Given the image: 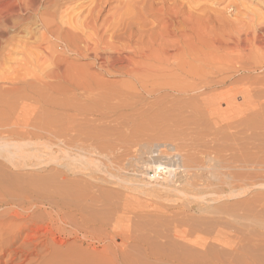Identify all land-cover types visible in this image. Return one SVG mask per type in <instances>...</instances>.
Returning a JSON list of instances; mask_svg holds the SVG:
<instances>
[{
    "label": "rangeland",
    "instance_id": "374dc122",
    "mask_svg": "<svg viewBox=\"0 0 264 264\" xmlns=\"http://www.w3.org/2000/svg\"><path fill=\"white\" fill-rule=\"evenodd\" d=\"M44 1L45 0H43V1L42 0H0V50H1L0 51V64H2V65H0V98H2V99H0V106H1L0 107V111H1L0 112V144H1L0 150H2V151H0V196L6 195L7 197L10 198L13 195L14 197H11V198L23 200V197H27L29 194L30 195L28 197H30V198H31V196H32V198H33V196L34 197L37 195L40 196V194H41V196L44 195L45 197L46 196L47 197H54L53 199H55V200L59 199L60 200V196L57 197L58 195H55L54 193L57 192L56 190H59L61 188L60 184H62V181H61V176H60L61 174H59V173H61V171H63V170L65 171V168L62 166V164L67 162L68 164L71 165V164H73L72 160H74V159H72L73 158L72 156L78 157L82 153H86V151L84 152V151L76 150L79 147H80L79 149H81V147H82V150H88L89 149V150H96L97 151L99 149L100 151H98V152H100V153L103 152V154H99L97 152L96 153L97 158L103 160L104 162H107L108 161L107 159H110L111 162H114V160H115L119 163L120 167H123L125 169L127 168V164H131L133 166H139L138 168H140L143 164H145V163H147L153 159L158 160L159 162L161 161L162 163L171 162V164H173L175 167L174 171H173L174 173L172 175V178L173 177L174 178H182V180H184V179L188 180L189 179L188 182L190 184H192V183L195 184V185L192 184L193 186L190 190L192 192L191 193L186 192L187 195L186 194H178V193H175V195L173 194L174 196L171 195V197L167 201V202H169V204L166 203V201H164L165 202L164 205H166V207L168 206V208L175 211V213L177 210H178V212L176 214H174V217L172 216L171 218H169L170 215L165 214L164 216H162L163 220L161 218L159 219V221L157 220L158 223L161 222L162 224L157 223L156 224L157 227L153 226V230L155 232L161 233L160 235L156 236V237L161 236L160 238L157 239V238L151 236V235H154V234L150 233V231L152 230L151 227L150 228L145 227L148 229V231L145 230V228L141 227L142 228L141 231L144 229L143 230L144 233L140 231L143 235L140 232H137L138 233V235H137L136 231H134L135 233L134 232L133 233L136 234L137 236H139L143 242L146 241V244H148V247L150 248V250L158 253V255L159 254H161V255H165V254L167 255L168 254L169 255L172 253V255H174L176 257H177V255H178V257H179V255H181L180 257L186 255L187 257L189 256V258H190V256L191 257L194 256V257H192L194 259V258H196V256H199L198 259H200L201 256L206 257L208 254L206 253L205 255H203V254L200 255L199 252L197 253V251H196L197 246L200 244L201 241H203L204 239H207L209 244L211 243V246H212V243H213V246H214V244L217 243L213 248L210 247V249H208L209 251H207V252L210 254V256L208 255L209 256L208 259L206 260L207 257L205 259H203L204 261L206 260L205 263H207V264H211L212 262H214V264H215V263L219 262V261H216L217 260L216 258H219L220 262H222V260H223V262L227 261V263H225V264H249V263L256 264V262H258V264H264V248H263L264 247V242H263L264 241V239H263L264 238V235H263L264 234V133H263L264 132V130H263L264 129V127H263L264 126V120H263L264 119L263 118L264 117V0H196L197 2L195 0H189L190 2L187 0L186 6L189 7V8H187L188 9L187 12L189 15L191 14L190 15L191 21L189 20L190 21L189 25H190V27L192 26L191 31H190V36H192L193 38L192 37L191 38L193 39L194 42H196L195 47L198 48L201 46L202 49H204L203 53L205 51V54H203V56L205 57L204 61L206 63V66L204 63L203 67H205V68L203 69L204 70L203 74L204 75L206 74L204 76V77H206V78H204V80L206 79L207 81L205 80L206 86L202 90L204 93L202 95V98L204 100L206 98V100L205 101L203 100L204 101L203 102L202 100L200 101L199 98H197V99L195 98L194 99L195 101H194L193 99H190L192 97L189 98V97H184V96L183 97L180 96V97H176V98L171 97V98L166 99V100L162 99V98H157V99L156 98H153V99L150 98L148 100H145V101L142 100L141 101L143 103L138 106V108H140L138 111H136L137 109H133L135 111H127V113L125 112V115L127 117L124 114H123V116L118 114L119 117L116 116V118H114L115 115H113L109 119L104 120L103 121L104 123L97 120L95 117H92L90 119L91 116L87 117L86 116L87 114L82 113L85 111H82V112L78 111L79 114H78V112H74V110L76 111V109L79 107H80V109L81 108H84V109L88 108L86 106V104L77 100V96L75 94V91L74 92L72 91L73 92L72 93L65 85H60L59 88L55 87L54 91H53V89L41 91V90H39L38 86H36V85L34 86V84H33L34 80L29 76L30 73H28V72L30 71V68H27V67L29 66L28 65V60H29L28 58H30V56L28 57L27 53L21 52V51H23V49H22V47L19 48V46H21L20 42H24L29 38L28 36H30V33H32V30L33 31H36V29L38 30V26L40 24L39 16H40V14L45 13L46 12L45 9L47 8V6H49V5L45 4ZM196 7H198V8H196ZM108 10L109 9L107 8L106 13L108 12ZM200 11H201V13H200ZM233 25H234V27H233ZM30 28H31V30H30ZM192 29L194 30V32ZM191 32H192V34H191ZM196 34H197V36H196ZM199 40H202V45L200 42V46L198 44ZM203 42L207 43V46L204 45L205 43H203ZM202 49H200V50H202ZM17 51L20 53H18ZM8 53H9V55H8ZM89 61L90 60H88V59H87V61H86V59L85 60L83 59V60H79L78 63H80L82 65L83 63H85V64L89 63ZM24 65H25V67H24ZM19 66L22 68L21 71H20ZM44 66H42L43 70L47 71L49 66H47V67H44ZM94 73H97V70H95ZM26 74L27 75L29 74V75L26 76ZM15 76H16V78H15ZM12 77H13V79H12ZM26 77H28L31 81L28 78L25 79ZM112 77L111 76L106 77V81L107 82L109 81L108 90L116 93L117 90H114V89L117 88L119 91L120 90L123 91V89H120L118 87H121L123 84L128 83L129 82L128 79L124 78V77L116 76V75H114ZM23 78H24L25 82H24ZM15 79H18V80L15 81ZM21 82H23V83H21ZM26 84H30V86H28ZM112 84L113 85L118 84V85H115L116 88H115V86L113 88V86H111ZM24 85H26L27 88H25ZM31 85H33L35 88L37 87V89L36 90H35V88L33 89V87H31ZM22 87H23V89H22ZM28 87H30V89ZM24 88H25V90H24ZM30 90L33 92L35 91V92L32 93ZM64 90H66V91L64 92ZM11 92H13V93L11 94ZM55 92H57V93H55ZM35 93H37V94H35ZM42 93H44L43 96H45L44 102L39 101V100H41L39 97L40 96L42 97ZM51 94H53V95H51ZM72 94H74V95H72ZM199 94H202V92ZM199 94H197V95H199ZM232 94L235 96H233ZM37 95H40V96L38 97ZM46 95H49V96H46ZM30 96L32 99L30 98ZM69 96H71V97H69ZM72 96L73 97L75 96V98H73ZM231 96H233V97H231ZM27 97H29V98H27ZM34 97H35V99H34ZM181 97H182V99H181ZM64 98H65V100H64ZM185 98L186 99L188 98L190 100H188V99L186 100ZM232 98H235L233 101L234 104H233V102L231 104ZM46 99H49V101ZM56 99H57V101H56ZM70 99H72V100H70ZM158 99L160 100V102L157 101ZM183 99H185L186 101ZM67 100L69 101V105H67L68 104ZM164 100L166 102V109L164 108L165 107L164 106L165 105ZM47 101L49 102V104H51L50 101L51 102L54 101L53 103H55V104L52 103V105L47 106V104H46ZM60 101H62V102H60ZM153 101H154V104H153ZM3 102H4V104H3ZM37 102H38V104H37ZM157 102H158V104H157ZM162 102H164V104H162L163 106L160 104ZM172 102H174V103H172ZM198 102H200V103H198ZM213 102H215V103L213 104ZM167 103L168 104L170 103L169 104L170 106H167L168 105ZM195 103L197 105L198 104L203 105L204 107L201 106L202 110H200V105H198V107H197ZM211 103H212V106L213 105L215 106L214 107L215 109L217 108L216 109L217 112L221 111V113H219L220 114L219 116L218 115L212 116V114L209 113L210 112L209 110L206 114H204L206 112V110L211 107L210 106ZM64 104L66 106H64ZM78 104H80V106ZM82 104L84 106H82ZM205 104H207L206 106L208 108L205 106ZM226 104H228L230 107ZM9 105H11V106H9ZM14 105H15V107H14ZM216 105L217 106L219 105V107H216ZM42 106H44V107H42ZM180 106H181V108H180ZM192 106H194V107H192ZM153 107L154 108L157 107V109L159 111L158 114H156L157 113L156 109H154L155 111L151 110V112H150V108L152 109ZM177 107H179V108H177ZM65 108H68L69 110H66ZM162 108H164L163 109L164 112H163ZM195 108L197 109L196 112H195V110H196ZM211 108H213V107H211ZM49 109H50V111H49ZM63 109H65V111ZM70 109L72 112L70 111ZM99 110H101V109H99ZM146 110H149L148 111V112H150L149 115H147L148 112ZM179 110H180V112H179ZM254 110H255V113H254ZM13 111L15 113H13ZM59 111H60V113H59ZM112 112H114V110ZM165 112H167L166 113L167 116H165L166 115ZM202 112H204V113H202ZM65 113L67 114V116L65 115ZM73 113H75V114L73 115ZM81 113H82V115H80ZM138 113L139 114L146 113V115H147V116L145 115L144 118L147 119L148 121L142 117V121L145 125H142L141 127H139L140 123H138L139 119H141V117H138V115H139ZM151 113H152V116H151ZM50 114H52V115H50ZM83 114H84V117H83ZM111 114H114V113H111ZM170 114L172 117L169 116ZM202 114H204L205 119L202 117L203 116ZM246 114L248 117L246 116ZM63 115H65V116H63ZM173 115H175L176 117ZM210 115L212 117H210ZM85 116H86V120H85ZM128 116H130V117L128 118ZM81 117H83V118L81 119ZM132 117H133V119H132ZM149 117H151V118H149ZM78 118H80L81 120L79 119L80 120L79 121ZM117 118H119V119H117ZM124 118L126 119V121L123 120V122H122V119H124ZM136 118H137V120L135 121ZM153 118L156 121H154ZM182 118L185 119V120L183 119L184 122L181 120ZM261 118H263V119H261ZM93 119L94 120L96 119L95 124L93 122L94 121ZM114 119H116L117 121L116 120L114 121ZM167 119H168V121L165 122V120H167ZM192 119H193V121H192ZM202 119H203V121H202ZM73 120H75V121H73ZM90 120H92V121H90ZM169 120L171 121V123ZM180 120L184 125H182V123H180ZM196 120H198V121H196ZM245 120H247V122ZM83 121H84V124H83ZM109 121H110V123H109ZM163 121H164V123H162ZM74 122L76 125L74 124ZM117 122H119V125L117 124ZM157 122L159 125H157ZM229 122L232 125H230ZM87 123H89L90 126H88L89 124H87ZM121 123H123L124 125ZM137 123H138V125H137ZM223 123H226V124H223ZM234 123L235 124L238 123V124L235 125ZM242 123H244V124H242ZM245 123H247V124L249 123V124L246 126ZM258 123H261V124L258 125ZM101 124H103V125H101ZM149 124L150 125L152 124L150 126L151 128L148 126ZM241 124H242V127L240 126ZM250 124H254V125H256V127L258 126L259 128L257 127V130H256L255 127L250 125ZM38 125H40L42 129L44 128L46 130L44 131L41 129L40 130L37 129V128H40V126H38ZM91 125H93L94 127ZM187 125H189V126H187ZM205 125H206V127H205ZM225 125H227V126H225ZM62 126H65V127H62ZM73 126L76 129L73 128ZM79 126L80 127L83 126V127L80 128ZM105 126H106V128H105ZM109 126H110V128H108ZM117 126H119V128ZM135 126H136V128L139 127V128H137L139 132L138 131L137 132H138V134L139 133L141 134V135L139 134L140 137L137 136L135 133H133V131L135 129H132V128H134ZM163 126H165L166 128H164ZM168 126H169V128H168ZM182 126H183V128H182ZM198 126L199 127L201 126L202 128L201 127L199 128ZM237 126H240L241 128L237 127ZM68 127H69L70 131L68 130ZM128 127L130 129H127ZM244 127L247 128L248 131H246V129ZM250 127H252V128L254 127L255 130H253V129L250 130L249 129ZM63 128H64V130H63ZM99 128H101V129H99ZM142 128H144V129L142 130ZM157 128H159V129L156 130ZM160 128L161 129L163 128L165 130L168 129V130H167V132L166 131L164 132V130L163 129L161 130ZM170 128L172 130V133L174 132V129L176 131L178 130V132H176L177 134L176 133L170 134L171 133ZM178 128L179 129L182 128V130L181 129L179 130ZM78 129H79V131H78ZM98 129H99V131H98ZM105 129H107V130H105ZM114 129H115V131H114ZM116 129H118V130H116ZM153 129H155V130L153 131ZM219 129L221 130V132ZM222 129H223V131H222ZM241 129L244 130L243 133H245V135L241 134L242 133ZM48 130L50 131L49 132L50 135L48 134ZM81 130H82V132H81ZM187 130H188V132H186ZM14 131H15V133H14ZM17 131L21 132L20 133L21 135L18 134ZM32 131L35 133L34 135H36V136L38 135L37 137H40L39 136V134H40V135H42L43 138L40 137L37 139V137H35L34 135L31 136L30 134H28L29 132L31 133ZM118 131H119V133H118ZM183 131H185L184 134H183ZM54 132H55V134H54ZM60 132H62V133L59 134ZM134 132H136V131H134ZM16 133H17V135H14ZM56 133H58V134H56ZM84 133H86V134H84ZM166 133L167 134L169 133L168 134L169 136ZM178 133H181V134H179L181 136H179ZM6 134H8V135L6 136ZM22 134H24V135H22ZM75 134H76V136L74 137ZM80 134H82V135H80ZM105 134H106V136H105ZM143 134L146 137L143 136ZM62 135L64 138L65 137L66 138L64 139L62 137ZM67 135L70 137H68ZM92 135H95V136L97 135V136H101V137L104 136V137H102V139L104 138V140L107 142L109 141V143L108 144H106L107 142L104 143V140H102V139L101 140L103 142L102 141L97 142L94 139L95 136L93 137ZM110 135H112V136L110 137ZM132 135H134V136H132ZM163 135H165V136L163 137ZM182 135H184V136H182ZM187 135L190 137H188ZM77 136H79V137H77ZM90 136L92 138H89ZM141 136L143 139L141 138ZM82 137H84V138H82ZM177 137H178V139H177ZM229 137H230V139H229ZM243 137H245V138H243ZM6 138H10V139L6 140ZM15 138H16V140H15ZM47 138L48 139L50 138V139L48 140ZM138 138H139V140H138ZM140 138H141V140H140ZM1 139H3V140H1ZM48 141L51 144H48L49 143ZM46 142H47V145H45ZM55 142L59 146L64 145L62 143H66L67 146L70 147V149L72 147L73 148V150L71 151L72 154L67 153V155H63V153L60 152V149H58V145L57 144L55 145ZM29 143H31L32 145ZM36 143H38L39 145L38 144L36 145ZM40 143H42V144H40ZM79 143H81V144H79ZM99 143L100 144L103 143V144L101 146H99L100 145ZM40 145H42V146H40ZM43 145L45 147H43ZM50 145H51V147H50ZM72 145H74L75 147ZM77 145H80V146L78 148H76ZM47 146H48V149L46 148ZM95 146L98 148H96ZM100 147H101V149H100ZM248 147H249V149H248ZM73 151H74L75 155L73 154ZM75 151H80V152H75ZM14 153H15V155H13ZM237 154H239V155H237ZM64 156H66V157H64ZM65 158L67 159L66 162H65V160H66ZM173 162H175V163H173ZM219 165H221V166H219ZM195 166H197V167H195ZM138 168H136L134 170H137ZM84 169L85 168H83V169L80 168L79 171L73 170L72 172H68L67 175L65 176L66 179L68 178V180H73V181H76L78 183L77 184V186H78L77 191H79L77 193V195L73 194L74 197H72L70 195L71 198L68 195L62 196V198H65V200H66V197H67V200H69L70 204L68 202H66L67 200L64 203L65 207H67L68 209L71 208V206H73V204H72V203H74L73 200H76L79 198V197L76 198L75 196H79V194L82 193L81 195L86 194L87 197L89 195L88 198L91 197L90 194H88L91 190H89V192H88V190L85 189L87 191V193L84 191L85 186L90 187L89 184H91V185L94 184V185L100 186V190H99V189H97L98 186L93 185L95 188L93 186L91 188L94 189V194L92 191L90 193H92V195H94V196L95 195L97 196L98 194H100L98 196L99 197L103 196L102 198H104V200H107V201H115L116 198L114 197V195H115L114 193H116V195H119V196H123L125 194H126L125 196H131L132 195V194H130V192H127L125 189L118 187V186H115L111 181L106 183V182L98 181L96 179L94 180V178H91L90 176L86 175V172H84L85 171ZM218 170H220L221 172ZM82 172L84 173V175ZM49 173H52L51 175L53 177H50L51 175H49ZM96 174H97L96 175L97 177H102V176L104 177V175L100 174V172H97ZM131 174H134V172L129 170V172L127 174L123 172L119 175L122 176L123 178H128V179L135 180V181H137V179H139V177H133V176H131ZM37 175L40 178H38ZM43 175H45L46 177ZM41 177H43V178H41ZM166 177L169 178V175H167ZM26 179H27V181H26ZM52 179H53V181H52ZM66 179H64L65 181H63V182H66ZM14 181H16V183ZM17 182H18V184H17ZM219 182H221V183L219 184ZM196 183H197V185H196ZM7 184H8V186H7ZM87 185H89V186H87ZM202 185H204L205 187ZM7 188H9L10 191L12 190L11 194ZM15 188H16V190H15ZM21 188H23V189H21ZM54 188H55V191L51 193L50 191H52ZM212 188H214V189H212ZM36 189H38V190H36ZM96 189L99 190L101 193L99 191H97ZM30 190H31V192H30ZM95 191H97L99 193L97 194V192H95ZM8 192H9V194H8ZM83 192H85V193H83ZM17 193L21 194V196L24 193V196L20 197V195ZM27 193H28V195H27ZM112 193H113V195H112ZM117 193H119V194H117ZM49 194L50 195L54 194V195L50 196ZM75 194H76V190H75ZM86 195H84V197H83L84 200H81L80 204L82 202L84 204L87 202V204H85V205L88 206V202L91 198L87 199ZM181 195L182 196L186 195L188 198L186 196H184V197H186V199H185L184 197H181ZM18 197H20V198H18ZM24 199H26V198H24ZM70 199L71 200L73 199L72 200L73 202L72 201L70 202ZM85 199L87 201H85ZM174 199L176 201H174ZM192 201H194V202H192ZM63 202H64V200H63ZM178 202H179V204H178ZM189 202H191V203H189ZM83 203L80 206H84ZM90 203L91 202H89V205H90ZM193 203H195V206ZM201 204H202V206H200ZM178 205H181V206H178ZM99 206L102 207V204L101 205L99 204ZM99 206L97 204V208H95V211L93 212L94 209L91 211V213L93 212L92 214L96 215V217L98 219H100L99 216L102 215V214L97 212L98 209H99V211L101 210ZM185 206L187 208H183ZM193 206H194V208H192ZM171 207H173V208H171ZM198 207L200 208V211L198 210L199 209ZM82 208H84V207H82ZM182 209H183V211H182ZM187 209L188 210L191 209V210L188 211ZM194 209H196L197 211ZM201 209H203V210L201 211ZM85 212H86V210H85ZM235 212H237V213H235ZM89 213L87 210V214H89ZM95 213H97V214H95ZM179 214H181V215L185 214L187 217H185L184 215L181 216ZM94 215H92V216H94ZM177 215H178V217H177ZM96 217L94 216V219H96ZM164 217L167 218V220H164L165 219ZM189 217H192V218H189ZM135 221H137V219H135ZM178 221H180V223H182V221L184 224L186 223L183 227V229H185L184 231L187 233H192L190 236L191 237L193 236L192 239L190 237L188 239H184L183 241L187 240L191 244L197 243L199 240L196 239V237L199 238V236H201L200 242L197 243L198 245L194 244L192 246L190 243L188 245L187 242H184L185 244H187V245H185V244H183V241H181L182 242L181 244L184 246V248H181L182 247L181 244H178L176 242L174 243V241L176 240V239H174V238H176L175 234L176 235L178 234L179 237H181L183 235L182 231L175 233L177 231H174L172 229V231H173V233H172V231L170 230L171 228H174L177 226V224H179V223L176 224V222H178ZM96 222H98V221L96 220ZM214 222H216V223H214ZM221 222H223V223H221ZM95 226H97V228L100 227L98 224L94 223V225L92 226L93 230L96 229ZM191 226L192 227L194 226V227L192 228ZM237 227H238V229H237ZM100 229L101 228H99V230ZM99 230L97 229L96 231L101 232ZM101 230L103 232V229H101ZM96 231H94V234L99 239H102L105 235V231L103 232L104 235H102L103 233L98 234V232L96 233ZM162 232H164L165 234L167 232L168 233L165 235ZM148 234H150V235H148ZM169 234L170 235L172 234V235L170 236ZM207 234H208V236H207ZM145 235H148V237ZM121 237H122L121 235L116 236L115 242L116 243L118 242L117 243L118 245H124L125 246V243H127V244L129 243V241H127L126 238L123 239V237H122V239H121ZM163 237L165 238V240L163 239ZM170 238H172V239H170ZM145 239H147V240H145ZM190 239L192 240V242ZM193 239H196V240H193ZM217 240H219V241H217ZM240 240H242V241H240ZM245 240H247V241H245ZM69 241L72 242V241H75V239L72 238V239H69ZM168 241H172V242L168 243ZM237 241H238L239 245H238ZM75 242H72V244L71 243L69 244L71 249H73V247H71V246H74V244L77 245V247H75V248H78V249H80L79 247L82 248V244L79 245ZM165 242H166V244H169V245H165ZM177 242H180V241H177ZM218 243H220V244L224 243V245H220ZM225 243H227L226 244L227 246L225 245ZM231 243L233 244V247H234V248H232L233 251L230 248V245L228 246V244H231ZM234 244H237L238 246L236 245V248H235ZM129 245H131V244H129ZM240 245H241V247L242 246L243 247L240 248ZM185 246H186V248H185ZM189 246H191V248ZM194 246H195V248H194ZM219 246H221V248H219ZM249 246H252L254 248L249 247ZM257 246L258 247L261 246V247H259L260 249ZM245 247H246L247 251L245 250ZM75 248H74V250H75ZM100 248H102V246H100ZM83 249L84 248H82L79 251V253ZM136 249L137 250H134V252H133V250H131V251L129 250L130 252L127 250H124L125 253L123 252L122 256L125 254L126 257L129 256L128 257L129 259H132V260L134 259V261L136 260L138 263L140 260V264H162L163 262H164L163 264H168L167 262L165 263L163 258L157 259V257H151V258L148 257V255L146 254L147 252L142 248L141 249L136 248ZM152 249H154V250H152ZM185 249H187V250L185 251ZM192 249L194 252L192 251ZM238 249H240V251ZM241 249H243V250H241ZM257 249H259V250H257ZM141 250H143L144 252ZM165 250H166V252H165ZM223 250L224 251L226 250V251L224 252ZM184 251L186 253L181 254ZM210 251H212L213 253ZM242 251H244V252H242ZM221 252H222V255L218 254ZM230 253H231V255H230ZM145 254L149 260L146 258ZM213 254H215L216 257ZM249 255H251V256L249 257ZM79 256L76 255V257H79ZM211 256L213 259L215 258L216 260L215 259L213 260L212 258H210ZM243 257H245L246 259L244 260ZM209 258H210V260H212V262L211 261L208 262ZM254 259L256 260V262H254L255 261ZM162 260H163V262H162ZM249 260L251 262H249ZM166 261H170L169 263H171V264H176V263H173V261L171 262V260H166ZM243 261H246V262L244 263ZM223 262L219 263V264H224ZM237 262H239V263H237ZM120 264H121V262H120Z\"/></svg>",
    "mask_w": 264,
    "mask_h": 264
},
{
    "label": "bare ground",
    "instance_id": "6f19581e",
    "mask_svg": "<svg viewBox=\"0 0 264 264\" xmlns=\"http://www.w3.org/2000/svg\"><path fill=\"white\" fill-rule=\"evenodd\" d=\"M44 2H45V4H47L49 6H47L46 9L44 8L46 10V12L43 13V14H40V16H39L40 24L38 26V30L37 29H36V31L32 30V33H30V36H28L29 38L26 41H24V40H23L24 42H20L19 41L21 43V46H19V48L22 47L23 51H21V52L27 53L28 57L30 56V58H28L29 59L28 60V65L30 67L27 65L28 66L27 68H30V71L28 70L29 71L28 73H30V75L29 74L28 75L35 81V82L33 81L34 86L35 85L38 86L39 90H41V91L52 90V89L54 91L55 87L59 88L60 85H65L71 92L75 91V94L77 96V100L82 102V103H84V104H86V106L88 107L87 109H84V108L80 109V107H79V108L76 109V111L73 109L74 112L85 111V112H82V113L87 114L86 115L87 117L91 116L90 119L92 117H95L97 120L103 122L104 120L109 119L113 115H115L114 118H116V116L119 117L118 114L123 116V114L125 115V112L127 113V111H135L133 109H137L136 111H138L140 109V108H138V106L143 103L141 101L142 100L145 101V100H148L150 98H152V99L153 98H156V99L157 98H162V99L166 100V99H169L171 97L172 98H176V97H180V96L183 97L184 96V97H189V98L192 97L190 99H193V100L195 98L196 99L199 98L200 101L204 100L202 98V95L204 94L202 90L205 88V86H206L205 83L207 81L206 79H205L206 81L204 80V78H206V77H204L206 74L205 75L203 74V72H204L203 69L205 68V67H203L204 63H205V61H204L205 57L203 56V54H205V51L203 53L204 49H202V47L200 46V42H201V45H202V40H199V43L197 42L199 44V46H200V47L197 48V47H195L196 46V42H194L193 39H192L193 37L190 36V31H191V27L192 26L190 27L189 22L191 21L190 20V15L191 14L189 15L188 12H187V10H188L187 8H189L188 6H186L187 0H45ZM107 8L109 10L106 13V9ZM196 8H198V7H196ZM200 13H201V11H200ZM233 27H234V25H233ZM30 30H31V28H30ZM193 32H194V30H193ZM191 34H192V32H191ZM196 36H197V34H196ZM203 43H205V42H203ZM204 45L207 46V43H205ZM200 49H202V50H200ZM18 53H20V52H18ZM8 55H9V53H8ZM83 59L84 60L86 59V61L88 59L90 61H89V63H87V64L83 63L82 65L80 63H78L79 60H83ZM0 65H2V64H0ZM25 65H24V67H25ZM46 65L49 66V68H48L47 71H44L42 66L47 67ZM205 66H206V63H205ZM21 69L22 68L20 67V71H21ZM95 70H97V73H94ZM28 75L26 74V76H28ZM114 75L127 78L128 81H129L128 83L123 84L121 87H118L120 89H123V91L120 90L121 92L115 86V85H118V84H114V85L112 84L111 85V86H113V88L115 86L116 89H114V90H117L116 93L113 92V91L108 90L109 81L108 82L106 81V77L107 76H111L112 77ZM15 78H16V76H15ZM27 78L28 77H26L25 79H27ZM12 79H13V77H12ZM16 80H18V79H15V81ZM23 80H24V78H23ZM24 82H25V80H24ZM21 83H23V82H21ZM26 85L30 86V84H26ZM26 85H24L25 88H27ZM34 86L31 85V87H33V89L35 88ZM25 88H24V90H25ZM28 88L30 89V87H28ZM22 89H23V87H22ZM36 89H37V87L35 88V90ZM65 91L66 90H64V92ZM31 92L34 93L35 91L34 92L31 91ZM201 92H202V94H199ZM12 93L13 92H11V94ZM55 93H57V92H55ZM35 94H37V93H35ZM43 94L44 93H42V97L43 98L40 95H37L38 97L40 96L39 98L41 100L38 99L39 101L44 102L45 96H43ZM197 94H199V95H197ZM51 95H53V94H51ZM72 95H74V94H72ZM46 96H49V95H46ZM233 96H235V95H233ZM233 96H231V97H233ZM69 97H71V96H69ZM182 97H181V99H182ZM27 98H29V97H27ZM30 98H31V96H30ZM73 98H75V96ZM0 99H2V98H0ZM34 99H35V97H34ZM185 99H183V100H185ZM190 99H188V100H190ZM234 99L235 98H232L231 104L234 101ZM46 100L49 101V99H46ZM64 100H65V98H64ZM70 100H72V99H70ZM165 100H164V102H165ZM205 100H206V98H205ZM48 101L46 103L47 106L48 105H52V103L54 102V101L53 102L50 101L51 104H49ZM56 101H57V99H56ZM157 101L160 102L159 99ZM60 102H62V101H60ZM67 102H68L67 105H69V101L68 100H67ZM164 102H162L160 104L162 105V104H164ZM172 103H174V102H172ZM198 103H200V102H198ZM214 103L215 102H213V104ZM3 104H4V102H3ZM37 104H38V102H37ZM53 104H55V103H53ZM153 104H154V101H153ZM157 104H158V102H157ZM169 104L167 106H170ZM228 104H226V105H228ZM233 104H234V102H233ZM78 105L80 106V104H78ZM198 105H200V110H202L201 106H203V105H201V104H198ZM198 105L196 104L197 107H198ZM206 105L207 104H205V106ZM219 105L218 106L216 105V107H219ZM9 106H11V105H9ZM64 106H66V105L64 104ZM82 106H84V105L82 104ZM164 106H165L164 108L166 109V102H165ZM210 106L213 107V108H211V107L208 108L206 106L208 109L206 110L205 113L204 112H202V113L206 114L208 112V110H209L210 111L209 113H211L212 116L213 115L214 116H216V115L219 116L220 115L219 113H221V111L217 112L216 111L217 108L215 109L214 108L215 106L214 105L212 106V103L210 104ZM14 107H15V105H14ZM42 107H44V106H42ZM154 107L152 109L150 108V112H151V110L155 111L154 109H156L157 113L156 112L155 113L158 114L159 111H158L157 107L156 108H154ZM192 107H194V106H192ZM68 108H65V109L69 110ZM164 108H162V110ZM177 108H179V107H177ZM180 108H181V106H180ZM65 109H63V110L65 111ZM99 109H101V110H99ZM113 110H114V112H112ZM49 111H50V109H49ZM70 111H71V109H70ZM146 111L148 112L149 110H146ZM196 111H197V109L195 110V112ZM150 112H148L147 115H149ZM163 112H164V110H163ZM167 112H165V114ZM179 112H180V110H179ZM13 113H15V112L13 111ZM59 113H60V111H59ZM82 113L80 115H82ZM111 113H114V114H111ZM254 113H255V110H254ZM74 114L75 113H73V115ZM78 114H79V112H78ZM84 114H83V117H84ZM171 114L169 115L170 117H172ZM204 114H202L203 118H204ZM50 115H52V114H50ZM65 115L67 116L66 113H65ZM65 115H63V116H65ZM145 115H146V113H141V114L138 115V117H141V119H139L137 117L139 119L138 123H140L139 127H141L142 125H145L143 123V121H142V117L144 118ZM86 116H85V120H86ZM151 116H152V113H151ZM165 116H167V114ZM173 116H175V115H173ZM212 116L210 115V117H212ZM246 116H247V114H246ZM83 117H81V119ZM129 117L130 116H128V118ZM137 118L135 119V121L137 120ZM149 118H151V117H149ZM263 118H261V119H263ZM79 119L80 118H78V120ZM117 119H119V118H117ZM132 119H133V117H132ZM183 119L184 118H182L181 120L183 121ZM193 119H192V121H193ZM95 120L93 121L94 124H95ZM115 120L116 119H114V121ZM123 120L126 121L125 118L122 119V122H123ZM145 120H147V119H145ZM181 120H180V123H182ZM73 121H75V120H73ZM90 121H92V120H90ZM154 121H156V120L154 119ZM166 121H168V119L165 120V122ZM196 121H198V120H196ZM202 121H203V119H202ZM245 121L247 122V120H245ZM109 123H110V121H109ZM138 123H137V125H138ZM162 123H164V121ZM170 123H171V121H170ZM74 124H75V122H74ZM83 124H84V121H83ZM87 124H89V123H87ZM117 124L119 125V122H117ZM121 124H123V123H121ZM223 124H226V123H223ZM229 124L232 125L230 122H229ZM237 124H235V125H237ZM242 124H244V123H242ZM242 124L240 125L241 127H242ZM248 124L245 123L246 126ZM259 124H261V123H258V125ZM101 125H103V124H101ZM151 125L149 124L148 126L150 127ZM157 125H159L158 122H157ZM182 125H184V124L182 123ZM250 125L254 126L255 129L257 130L258 126L256 127V125H254V124H250ZM38 126H40V125H38ZM88 126H90V124ZM91 126H93V125H91ZM136 126L134 128H132V129H135L134 131L137 132L138 131L137 128H139V127L136 128ZM187 126H189V125H187ZM225 126H227V125H225ZM240 126H237V127H240ZM62 127H65V126H62ZM81 127H83V126H81ZM117 127L119 128V126H117ZM163 127L166 128L165 126H163ZM205 127H206V125H205ZM254 127L253 128L250 127L249 129L250 130H252V129L255 130ZM73 128H75V127L73 126ZM105 128H106V126H105ZM108 128H110V126ZM168 128H169V126H168ZM171 128H170V131H171L170 134H174V133L178 132V130L176 131L174 129V132L172 133ZM182 128H183V126H182ZM182 128H180V129L182 130ZM37 129H39V130L41 129V130H44V131L46 130L44 128L42 129L41 126H40V128H37ZM99 129H101V128H99ZM99 129H98V131H99ZM127 129H130V128L128 127ZM143 129L144 128H142V130ZM158 129L159 128H157L156 130H158ZM245 129H246V131H248L247 128H245ZM63 130H64V128H63ZM68 130H69V127H68ZM105 130H107V129H105ZM116 130H118V129H116ZM154 130L155 129H153V131ZM163 130H164V132L165 131L167 132L168 129L167 130L163 129ZM78 131H79V129H78ZM114 131H115V129H114ZM134 131H133V133H135L137 136H139V134H140V133L138 134L139 131L137 133L134 132ZM222 131H223V129H222ZM49 132L50 131L48 130V134H49ZM81 132H82V130H81ZM184 132L185 131H183V134H184ZM186 132H188V130ZM220 132H221V130H220ZM243 132H244V130H242L241 134L245 135V133H243ZM14 133H15V131H14ZM20 133L21 132H18V134H20ZM61 133L62 132H60L59 134H61ZM118 133H119V131H118ZM28 134L33 136L35 133L32 131L31 133L29 132ZM54 134H55V132H54ZM56 134H58V133H56ZM84 134H86V133H84ZM179 134H181V133H178V135ZM7 135L8 134H6V136ZM14 135H17V133L14 134ZM22 135H24V134H22ZM80 135H82V134H80ZM34 136L37 137L38 135L37 136L34 135ZM39 136L42 137V135H40V134H39ZM75 136H76V134L74 135V137ZM92 136L94 137L95 135H92ZM105 136H106V134H105ZM111 136L112 135H110V137ZM132 136H134V135H132ZM143 136H145V135L143 134ZM164 136L165 135H163V137ZM179 136H181V135H179ZM182 136H184V135H182ZM40 137H37V139L40 138ZM62 137H63V135H62ZM68 137H70V136H68ZM77 137H79V136H77ZM102 137H104V136H102ZM102 137L96 135L94 137V139L98 142V141L104 140V138L102 139ZM178 137H177V139H178ZM188 137H190V136H188ZM16 138H15V140H16ZM82 138H84V137H82ZM89 138H92V137L90 136ZM141 138H142V136H141ZM141 138H140V140H141ZM243 138H245V137H243ZM7 139H10V138H6V140ZM229 139H230V137H229ZM1 140H3V139H1ZM138 140H139V138H138ZM105 142H107V141L104 140V143ZM38 143H36V145ZM108 143H109V141L106 144H108ZM29 144H31V143H29ZM40 144H42V143H40ZM48 144H51V143L49 142ZM56 144L57 143L55 142V145ZM62 144H64V145H60L59 146L57 144L58 145V149H60V152H62L63 155H67V153L68 154L69 153L72 154L71 151L73 150V148L71 147V149H70V147L67 146L66 143H62ZM79 144H81V143H79ZM102 144H100L99 146H101ZM45 145H47V142H46ZM40 146H42V145H40ZM72 146H74V145H72ZM79 146L80 145H77L76 148H78ZM43 147H45V146L43 145ZM50 147H51V145H50ZM46 148L48 149V146ZM79 148L76 149V150H80V151H84V152L86 151V153H82L81 152L83 155L81 154L78 157L72 156L73 157L72 159H74V160H72L73 164H71V165L66 162L67 161L66 158H65L66 159L65 160L66 163L62 164V166L65 168V171L63 170V171H61V173H59V174H61L60 176H61V181H62V184H60L61 188L60 189L58 188L59 190H56L57 192L54 193L55 195H58L57 197L60 196V200L59 199L55 200V199H53L54 197H47V196L45 197L44 195L41 196V194H40V196H38V195L35 196V197L33 196V198L31 196V198H30V197H28L30 195V194L28 195V193H27V195H28L27 197L28 198L27 197H23V200H19V199L11 198V197H14L13 195L9 198L6 195H5L6 196L5 197L4 195L1 194L2 196H0V264H118V263L120 264V262H121V264H140V260H139V263H138L136 260L134 261V259L133 260L129 259L128 258L129 256L126 257L125 254L122 256L123 252L125 253L124 250H127V251L133 250V252H134V250H137L136 248L144 249L147 252L146 254L148 255V257H150V258L151 257H157V259L163 258L165 263L167 262L168 264H171V263H169L170 261H166V260H171V262L173 261V263H176V264H207V263H205V261L210 256V254L207 251H209L208 249H210V247L213 248L217 243L214 244V246H213V243H212V246H211V243L209 244L207 239H204V238H203L204 240L200 242V237L201 236H199V238L196 237V239L199 240L197 243L200 242L199 245L197 243H192L191 244L187 240L183 241L184 239L190 238L191 237L190 235L192 233H187V232L184 231L185 229H183V227H184V225L186 223L184 224L183 221H182V223H180L181 220L176 222V224L179 223V224H177L176 227L170 229L171 231H172V229L174 231H177L175 233H178V232L182 231V234H183L182 236L180 235L181 237H179L178 234L177 235L175 234L176 238H174V239H176V240L178 239L177 241H180V242H177L175 240L174 243L176 242L178 244H181L182 243L181 241H183V244H185L184 242H187L188 245L190 243L192 246L194 244H196V245H198L197 249H196L197 253L199 252L200 255H202V254L205 255L207 253L209 255V256L208 255L206 256L207 258L205 256L204 257L201 256L200 259H198L199 256H196L197 254L195 255L196 258H194V259L192 258L194 256H192V257L190 256V258H191L190 259L189 256L187 257L186 255H184L182 257H180L181 255H179V257H178V255H177V257H176V256L172 255V253L169 254V255L168 254L167 255L166 254L165 255H161V254L158 255V253L150 250V248L148 247V244H146V241L143 242L141 240V238L139 236H137L138 235L137 232H140L142 228H145V227H149L150 228L151 227L152 230L150 231V233L154 234V235H151V236L155 237L157 239L160 238L161 236H159V237H156V236L160 235L161 233L160 232H155L153 230V226L157 227L156 224L158 223L159 219L161 218L163 220L162 216H164L165 214L170 215L169 218H171L172 216L174 217V214H176L178 212V210H177L176 213H175V211H173L172 209L168 208V206L166 207V205H164L165 204L164 201H166V203L169 204V202H167V201L169 200L171 195H173V194L175 195V193L186 194V192H190V193L192 192L190 190H191L192 186L195 185V184L194 183H192L193 185L190 184L188 182L189 179L188 180H186V179L182 180V178H174V177L172 178V175L174 173L173 171H174L175 167H174L173 164H171V162L162 163L161 161L159 162L158 160H154L153 159V160H150L149 162L143 164L140 168H138L139 166H133L131 164H127V168L125 169L123 167H120L119 163L117 161H115V160H114V162H111L110 159H107L108 161L104 162L103 160L97 158L96 157V153L98 151H100L99 149L96 151V150H89V149L88 150H82V147H81V149H79ZM96 148H98V147H96ZM100 149H101V147H100ZM248 149H249V147H248ZM0 151H2V150H0ZM80 151H75V152H80ZM98 153L99 154H103V152L102 153L98 152ZM73 154H74V151H73ZM13 155H15V153ZM237 155H239V154H237ZM64 157H66V156H64ZM173 163H175V162H173ZM219 166H221V165H219ZM195 167H197V166H195ZM80 168H82V169L85 168L84 172H86V175L90 176L91 178H94V180L96 179L98 181L106 182V183L111 181L115 186H118V187H121V188L125 189L127 192H130V194H132V195L131 196H125L126 195L125 194L123 196H119V195H116V193H114L115 194L114 197L117 200L114 198L115 201H107V200H104V198H102L103 196H101V197L98 196V195H100V194H98L100 192L99 191L100 190V186L94 185V184H92V185L89 184L90 187H86L85 186L86 188L84 187V191L87 193L86 190H88V192H89V190H91L93 192V194H94V189H92L91 187L93 185L94 186H98L97 189H99V190H97V189L96 190L99 191V192L95 191V192H97L98 195L94 196V195H92V193H90L91 192L90 191L88 193L91 196L90 197L91 199H90V198H88L89 195L87 197L86 194L81 195L82 194L81 193V194H79V196H75L76 198L79 197L78 199H76V200L72 199L74 201V203H72L73 206L70 205L71 208L68 209L64 205L65 201L67 200V197H66V200H65V198H62V196H67V195L70 196L71 195L72 197H74L73 194L77 195V193L79 191H77L78 190L77 189L78 188V186H77L78 183L76 181H73V180H68V178L66 179L65 176L67 175L68 172H72L73 170H78L79 171ZM136 168H138V169L134 170ZM129 170L134 172V174H131V176L139 177V179H137V181L131 180V179H128V178H123L122 176L119 175V174H121L123 172L127 174L129 172ZM218 171H220V170H218ZM97 172H100V174H103L104 177L103 176L102 177H97L96 176ZM51 174L52 173H49V175H51ZM83 175H84V173H83ZM167 175H169V178L166 177ZM43 176H45V175H43ZM50 177H53V176L51 175ZM38 178H40V177L38 176ZM41 178H43V177H41ZM64 179H66V182H63V181H65ZM26 181H27V179H26ZM52 181H53V179H52ZM14 182L16 183V181H14ZM18 182H17V184H18ZM220 183L221 182H219V184ZM89 185H87V186H89ZM196 185H197V183H196ZM204 185H202V186H204ZM7 186H8V184H7ZM55 188L52 191H50V192L51 193L54 192ZM7 189H8V191H10L9 188H7ZM21 189H23V188H21ZM212 189H214V188H212ZM15 190H16V188H15ZM36 190H38V189H36ZM75 190H76V194H75ZM11 192H12V190L10 191V194H11ZM30 192H31V190H30ZM85 192H83V193H85ZM8 194H9V192H8ZM17 194H19V193H17ZM54 194H51V195L49 194V195L52 196ZM117 194H119V193H117ZM19 195H20V197H22V196H24V193H23L22 196H21V194H19ZM84 195H86L87 199H90L89 202H91V203L89 205V202H88V206L85 205V204H87V202L85 204L82 202L84 204V206H80V205H82V203L80 204V201L84 200V198H83ZM112 195H113V193H112ZM186 195H184V196H186ZM71 196H70V198H71ZM184 196L181 195V197H184ZM20 197H18V198H20ZM186 197H184V198L186 199ZM24 198H26V199H24ZM62 199L64 200V202H63ZM72 200L70 199V202ZM85 201H87V200L85 199ZM174 201H176V200L174 199ZM66 202L69 203V200H67ZM192 202H194V201H192ZM189 203H191V202H189ZM97 204H98V206H99V204L100 205L102 204V207L99 206L101 210L99 211V209H98V211H97L98 213L102 214V215H100L101 217L99 216L100 219H98L96 217V215L92 214L95 211V208H97ZM178 204H179V202H178ZM193 204L195 206V203H193ZM178 206H181V205H178ZM194 206L192 208H194ZM200 206H202V204ZM82 207H84V208H82ZM171 208H173V207H171ZM183 208H187V207L185 206ZM85 210H86V212H85ZM87 210H88V213L90 212L89 214H87ZM92 210H93V212L91 213ZM190 210L191 209H189L188 211H190ZM194 210H196V209H194ZM198 210L200 211V208ZM202 210L203 209H201V211ZM182 211H183V209H182ZM235 213H237V212H235ZM95 214H97V213H95ZM92 215H94L96 217V219H94V216H92ZM179 215H181V214H179ZM183 215L185 217H187L185 214H183ZM183 215H181V216H183ZM177 217H178V215H177ZM189 218H192V217H189ZM135 219H137V221H135ZM96 220L98 222H96ZM164 220H167V218H165ZM94 223L98 224L100 227L97 228V226H95L96 229L93 230L92 226L94 225ZM159 223H161V222H159ZM214 223H216V222H214ZM221 223H223V222H221ZM99 228L103 229V232L105 231V235H104V233L102 232L101 229L99 230ZM97 229L99 231H101V232L96 231ZM237 229H238V227H237ZM143 230L141 232H143ZM145 230L148 231L147 228H145ZM94 231H96V233L98 232V234L103 233L102 235H104V237L102 239H99L94 234ZM134 231H136L137 235L134 234L135 233ZM162 233H164V232H162ZM172 233H173V231H172ZM119 235H121L123 237V239L126 238L127 241H129V243L128 244L125 243V246L124 245H118L117 244L118 242L116 243L115 239H116V236H119ZM148 235H150V234H148ZM148 235H145V236L148 237ZM207 236H208V234H207ZM122 237H121V239H122ZM192 237H191V239H192ZM72 238L75 239V241H76V242L75 241H72V242H75V243H77L79 245L82 244V248H84V249L80 253H79V251L82 248L81 247H79L80 249L75 248V247H77L76 244H74V246H71V247H73V249L70 248L69 244L70 243L72 244V242H70L69 239H72ZM163 239L165 240L164 237H163ZM170 239H172V238H170ZM196 239H193V240H196ZM145 240H147V239H145ZM172 241H168V243L172 242ZM217 241H219V240H217ZM240 241H242V240H240ZM245 241H247V240H245ZM191 242H192V240H191ZM237 243H238V241H237ZM129 244H131V245H129ZM187 244H185V245H187ZM218 244H220V243H218ZM226 244L227 243H225V245ZM165 245H169V244H166V242H165ZM220 245H224V243H221ZM229 245H230L231 249L234 248L232 243L228 244V246ZM234 245H235V248H236L237 244H234ZM238 245H239V243H238ZM100 246H102V248H100ZM195 246H194V248H195ZM189 247L191 248V246H189ZM242 247L240 245V248H242ZM249 247H252V246H249ZM259 247H261V246H259ZM74 248H75V250H74ZM181 248H184V246L182 245ZM185 248H186V246H185ZM219 248H221V246H219ZM252 248H254V247H252ZM259 249H257V250H259ZM152 250H154V249H152ZM186 250L187 249H185V251ZM238 250L240 251V249H238ZM241 250H243V249H241ZM245 250L247 251L246 247H245ZM141 251H143V250H141ZM185 251L183 253H181V254L186 253ZM192 251H193V249H192ZM232 251H233V249H232ZM165 252H166V250H165ZM210 252H212V251H210ZM222 252L218 253V254L222 255ZM242 252H244V251H242ZM231 253H230V255H231ZM146 254H145V256H146ZM76 255L77 256L80 255V256L76 257ZM213 255H215V254H213ZM250 256L251 255H249V257ZM215 257H216V255H215ZM245 257H243L244 260L247 258V257L246 258ZM146 258H147V256H146ZM205 258H206V260L204 261L203 259H205ZM210 258H212V256ZM210 258H209L208 262L209 261L212 262V260H210ZM216 259H215L216 261H219V262H217L218 264L223 262V260H222V262H220L219 258H216ZM162 262H163V260H162ZM243 262L245 263L246 261H243ZM249 262H251V261L249 260ZM254 262H256V260ZM212 263L214 264V262H212ZM217 263H215V264H217ZM223 263L225 264V263H227V261L223 262ZM237 263H239V262H237ZM249 264H251V263H249ZM256 264H258V262H256Z\"/></svg>",
    "mask_w": 264,
    "mask_h": 264
}]
</instances>
